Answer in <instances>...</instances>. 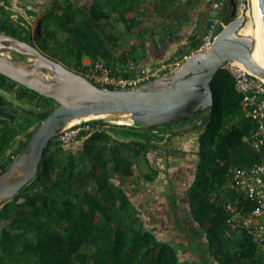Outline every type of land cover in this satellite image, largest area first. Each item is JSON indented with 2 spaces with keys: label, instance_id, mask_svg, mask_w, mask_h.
Returning a JSON list of instances; mask_svg holds the SVG:
<instances>
[{
  "label": "trees",
  "instance_id": "trees-1",
  "mask_svg": "<svg viewBox=\"0 0 264 264\" xmlns=\"http://www.w3.org/2000/svg\"><path fill=\"white\" fill-rule=\"evenodd\" d=\"M145 1L53 0L34 31L22 28L9 12L0 10V32L31 40L44 55L76 73L84 59L101 60L112 67L127 59L118 51L135 30L138 7ZM164 3L160 0L161 8ZM231 10L228 1L226 24L232 20ZM128 12L136 15L126 20ZM113 16L123 23L122 32L104 28V21ZM167 60L159 58L156 63ZM211 90V115L199 131L198 174L188 199L191 217L202 234L198 241L191 237L198 260L184 256L168 238L146 229L124 193L111 191L109 168L127 176L134 162L122 154H102L105 146L101 143L119 125L98 119L105 132L80 135L79 139L90 137L91 141V146L82 147L81 158L65 151L54 138L43 151L35 177L0 205V264H264V256L245 232L227 235L224 209L225 201L231 199L245 211L252 205L225 184L230 168L264 160L243 140L255 131L256 123L245 117L242 96L224 68L214 74ZM56 106L52 99L0 74V174ZM205 112L208 117L209 111ZM144 149L138 144L135 151L139 154Z\"/></svg>",
  "mask_w": 264,
  "mask_h": 264
},
{
  "label": "water",
  "instance_id": "water-1",
  "mask_svg": "<svg viewBox=\"0 0 264 264\" xmlns=\"http://www.w3.org/2000/svg\"><path fill=\"white\" fill-rule=\"evenodd\" d=\"M229 1L231 18L238 11L239 15L220 29L210 48L195 51L159 78L128 88L96 85L44 55L31 40L0 32V74L57 103L0 174V205L35 177L48 142L74 120L108 117L156 128L193 118L206 110L209 119L213 103L211 81L218 69L240 62L264 81V57L258 53L253 36L242 31L248 21L255 25L252 2L241 0L237 6L235 0ZM258 4L264 30V0H258ZM184 21L177 8L152 35L156 48L163 49V44L184 29ZM14 53L25 60L9 55Z\"/></svg>",
  "mask_w": 264,
  "mask_h": 264
},
{
  "label": "flooded vegetation",
  "instance_id": "flooded-vegetation-1",
  "mask_svg": "<svg viewBox=\"0 0 264 264\" xmlns=\"http://www.w3.org/2000/svg\"><path fill=\"white\" fill-rule=\"evenodd\" d=\"M235 1L237 6H240L241 0ZM214 2L215 0H189L187 3L191 6L197 4L198 11L191 19L187 17L184 29L188 33L191 28L196 29L198 41L207 25ZM237 15L239 11L233 18ZM184 29L182 30L185 33ZM183 44L178 41L177 50L180 52L174 56L186 55L183 53ZM205 113L204 111L193 118L156 128H148L145 124L140 125L132 121L128 124L108 122L110 125H119V128L112 134L110 131L111 138L101 143L105 146L101 149L103 155L122 154L134 162L132 172L127 176L109 168L111 191L114 194L120 191L124 193L127 200L135 206L146 229L168 238L184 256L197 257V260L198 249L192 247L191 237L198 241L202 234L198 233V225L191 217L188 199L198 174L199 131L208 120ZM126 129H135V132H129L134 133L129 135ZM142 131L147 137L141 136ZM102 132H105V129ZM85 138L64 145V150L75 158H81L82 147L91 146L90 137ZM138 144L146 146L147 150L144 149L138 154L135 151ZM88 165H91L90 160ZM92 191L95 192L96 188Z\"/></svg>",
  "mask_w": 264,
  "mask_h": 264
},
{
  "label": "built area",
  "instance_id": "built-area-1",
  "mask_svg": "<svg viewBox=\"0 0 264 264\" xmlns=\"http://www.w3.org/2000/svg\"><path fill=\"white\" fill-rule=\"evenodd\" d=\"M228 1L215 0L199 46L192 48L186 55L174 56L153 66L138 65L135 60L127 59L123 64L108 67L104 61L84 59L78 67L79 73L96 85L112 89L133 87L159 78L195 51L212 46L217 33L226 24L224 16L228 11ZM223 68L233 77L235 88L242 96L241 103L245 110V117L256 123L255 131L249 136H244L243 140L254 152L264 155V81L254 77L240 62H230ZM96 119L98 118L67 125L58 134L57 142L67 144L81 134L102 132L104 126ZM101 120L103 123L115 122ZM92 121L95 123L93 124ZM225 185L252 204L249 210L245 211L238 201L233 199L225 201L227 235L231 236L236 231H243L264 252V160L257 161L248 167L230 168Z\"/></svg>",
  "mask_w": 264,
  "mask_h": 264
},
{
  "label": "crops",
  "instance_id": "crops-1",
  "mask_svg": "<svg viewBox=\"0 0 264 264\" xmlns=\"http://www.w3.org/2000/svg\"><path fill=\"white\" fill-rule=\"evenodd\" d=\"M0 10L4 12H9L12 19H14L22 28L30 29L34 31L44 16L46 10L52 4L53 0H0ZM164 7L161 8L160 0H146L145 3L141 4L138 7L137 15L138 22L135 23V30L133 29L129 36L123 41V48L118 51H123L124 59L131 58L137 61L139 64H144L145 66H152L157 62V59H168L173 57L176 53H179L178 41L183 42V50L187 53L189 52L193 46L198 42V31L191 28V31L188 33L183 30L181 35V31L175 34L174 38H170L165 44H163L164 48L162 49L159 46V49L153 43L152 35L157 31L159 26H164L169 19V16L172 17L174 15V11L177 8H180L184 19L187 20V17L192 18V16L196 15L198 11V5L192 4L188 5L189 0H163ZM186 3V6H185ZM168 8H170L168 10ZM135 13L128 12L124 15L126 20L134 18ZM169 15V16H168ZM113 19V18H111ZM115 22L117 20L113 19ZM185 23V21H184ZM208 24V20H207ZM138 25V26H137ZM207 26V25H206ZM116 29L113 25L110 27ZM124 30V26L120 29H116L117 32H122ZM114 31V32H115ZM137 33L143 34L142 37H138ZM201 38V37H200ZM180 39V40H179ZM177 43L175 44V42ZM139 47L141 54L135 52V49ZM8 99L12 100L14 97L8 95ZM15 100V99H14ZM15 104L20 105L17 101Z\"/></svg>",
  "mask_w": 264,
  "mask_h": 264
},
{
  "label": "bare ground",
  "instance_id": "bare-ground-1",
  "mask_svg": "<svg viewBox=\"0 0 264 264\" xmlns=\"http://www.w3.org/2000/svg\"><path fill=\"white\" fill-rule=\"evenodd\" d=\"M252 6H253V16H254V21L255 25L254 26H246L242 29L243 32L250 34L253 36L255 40V46L260 53L264 57V30H263V25L261 21V16H260V9H259V4L258 0H251ZM96 118H108V117H96ZM80 120H74L68 124L73 125L75 123H78ZM118 123H126L128 124L127 121H118Z\"/></svg>",
  "mask_w": 264,
  "mask_h": 264
},
{
  "label": "rangeland",
  "instance_id": "rangeland-1",
  "mask_svg": "<svg viewBox=\"0 0 264 264\" xmlns=\"http://www.w3.org/2000/svg\"><path fill=\"white\" fill-rule=\"evenodd\" d=\"M210 16H211V14H210ZM114 17H116V16H113L112 18L114 19ZM113 19H110L109 21H104V28H106L108 32L115 31L116 29H120V28H122V27L124 26L123 23H122L121 21H117V22H115ZM112 25H113L116 29H114V28H111V29H110V27H111ZM246 26H251L249 21H248V23H247ZM139 49H140V48L137 47V49H135V52L141 54V52H140ZM8 56H9V55H8ZM10 56H11V57H15V58H18V57H19L18 55L14 56L13 54H10ZM105 119H107V118H104V120H105ZM138 124L141 125L142 123H138ZM126 130H127V129H126ZM127 131H128V130H127ZM126 133H127V132H126ZM128 134L131 135V134H134V133H129V132H128ZM143 134H145L144 131H142L141 136H142V137H147V135H143ZM150 137H151V136H150ZM139 164H140V163H139ZM140 166H141V168H142V165H141V164H140ZM257 253H259V254H261L262 256H264V252L261 251L260 249H257ZM262 258H264V257H262Z\"/></svg>",
  "mask_w": 264,
  "mask_h": 264
},
{
  "label": "clouds",
  "instance_id": "clouds-1",
  "mask_svg": "<svg viewBox=\"0 0 264 264\" xmlns=\"http://www.w3.org/2000/svg\"><path fill=\"white\" fill-rule=\"evenodd\" d=\"M226 25V24H225ZM128 59V58H127ZM126 59V60H127ZM129 59H131V58H129ZM125 60V61H126ZM134 60V59H133ZM124 63V62H123ZM80 74V73H79ZM82 75V74H81ZM89 80V79H88ZM92 82V81H91ZM95 84V83H94ZM20 105H22V103L20 102ZM22 106H24V105H22ZM91 119H93V118H91ZM98 119H100L101 120V118H98ZM98 119H96V120H98ZM102 119H104V118H102ZM83 120H88V119H83ZM83 120H80V121H83ZM105 120H111V121H115V122H113L114 124H123V123H118L117 121H120V119H112V118H107V119H105ZM121 121H127V122H130V121H128V120H121ZM108 123V122H107ZM92 134V133H91ZM91 134H89V135H91ZM58 136V135H57ZM57 136L55 137V138H57ZM88 136V135H87ZM79 137L80 136H78L75 140H78L79 139ZM74 140V141H75ZM80 140V139H79ZM73 142V141H72ZM71 143V142H70ZM69 143H67V144H60V145H68ZM66 149V148H65Z\"/></svg>",
  "mask_w": 264,
  "mask_h": 264
}]
</instances>
